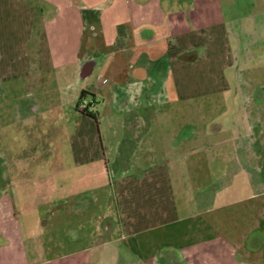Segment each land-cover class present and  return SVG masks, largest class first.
<instances>
[{
  "label": "crops",
  "instance_id": "obj_1",
  "mask_svg": "<svg viewBox=\"0 0 264 264\" xmlns=\"http://www.w3.org/2000/svg\"><path fill=\"white\" fill-rule=\"evenodd\" d=\"M227 35L221 0H0L18 146L15 193L0 190V264H254L212 236V195L180 183L227 144L217 120L191 119L205 112L197 99L233 110ZM83 92L94 118L77 111ZM238 98L258 115L255 95ZM67 112L76 128L58 129ZM54 130L58 155L36 154ZM238 134L254 155L258 141Z\"/></svg>",
  "mask_w": 264,
  "mask_h": 264
},
{
  "label": "rangeland",
  "instance_id": "obj_2",
  "mask_svg": "<svg viewBox=\"0 0 264 264\" xmlns=\"http://www.w3.org/2000/svg\"><path fill=\"white\" fill-rule=\"evenodd\" d=\"M221 6L223 24L228 30L229 57L232 58L225 75L230 84L228 102L234 105L233 110L227 113L220 110L219 99H197L192 101V107L205 112L191 119L198 126L217 120L218 125L224 127L222 136L227 144L208 148L206 159L187 166L190 173H185L180 183L212 195L207 201L209 212L202 218L212 228V236L222 237L227 243L229 254L238 252L249 262L264 264V0H221ZM1 89L0 85V190L11 194L15 193V148H18L15 146V92L10 90L3 94ZM241 94L255 95L252 102L259 108L258 115L245 114V103L238 98ZM215 112L218 114L213 116ZM66 120L69 129L76 128L73 114L67 112L61 115L58 129L65 126ZM72 131L69 130L74 136L75 131ZM238 133L258 141L249 150L254 155L236 148L233 138ZM19 141L24 146L19 150L22 156L32 153L27 146L28 140ZM58 141L54 130L51 140L46 139L50 150L43 151L39 147L36 154L58 155Z\"/></svg>",
  "mask_w": 264,
  "mask_h": 264
},
{
  "label": "built area",
  "instance_id": "obj_3",
  "mask_svg": "<svg viewBox=\"0 0 264 264\" xmlns=\"http://www.w3.org/2000/svg\"><path fill=\"white\" fill-rule=\"evenodd\" d=\"M95 106V101L89 97L80 99L77 104V109L80 113H91V109Z\"/></svg>",
  "mask_w": 264,
  "mask_h": 264
},
{
  "label": "trees",
  "instance_id": "obj_4",
  "mask_svg": "<svg viewBox=\"0 0 264 264\" xmlns=\"http://www.w3.org/2000/svg\"><path fill=\"white\" fill-rule=\"evenodd\" d=\"M86 97H89V94L88 93H86V92H83L82 94H81V96H80V99H83V98H86ZM79 99V100H80ZM94 101V100H93ZM77 111H78V109H77ZM79 112V111H78ZM80 113V112H79ZM81 114H83V115H87V116H90V117H93L94 118V115L92 114V113H81Z\"/></svg>",
  "mask_w": 264,
  "mask_h": 264
}]
</instances>
